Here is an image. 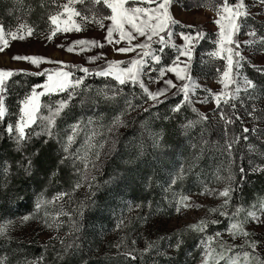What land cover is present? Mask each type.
I'll return each instance as SVG.
<instances>
[{
	"label": "rangeland",
	"instance_id": "rangeland-1",
	"mask_svg": "<svg viewBox=\"0 0 264 264\" xmlns=\"http://www.w3.org/2000/svg\"><path fill=\"white\" fill-rule=\"evenodd\" d=\"M65 2L66 0L61 4ZM202 3L203 0H174L171 12L176 20L181 21L183 24L196 25L198 29L205 33L204 39L199 42L195 49L191 75L198 87L192 99L193 104L216 123L220 136L215 137L212 135L208 139L207 135L204 134L203 136L208 143L202 149L197 150L193 148V145L200 144L201 134L191 140L183 134L182 140L177 143L178 152L174 153L170 148L162 149L158 153L156 160L150 161L148 159L151 162L150 164H153L158 171H137L133 166L129 171H114V173L106 177L107 199L103 203H98L96 209L94 207H96L97 203L94 202L91 211H94V214L98 217L90 221V234H93L92 237L95 242L91 254L97 257L110 256L108 260L103 258V260L105 259L104 262L125 263L126 260L124 258L126 257L122 253L131 251L138 260L137 264H205V253L212 249L214 251L207 257V264H232L233 261H236L237 264H264V223H256L249 220L245 224L246 230L250 233L247 239L257 242L253 253L245 245L244 238L237 237L233 239L228 234L227 228L232 223V220L226 223L225 220H221L222 216L218 212L210 211L213 208L224 211L225 209L221 208V205L225 198L210 195L206 189L215 190L216 192L222 191L229 184L226 179L229 173L234 176V186L235 171L239 163L237 160L242 159V156L237 159L235 157L238 144L232 149V158L223 151L226 140H230L233 136H240V134L235 124H231L228 125V135L225 136L223 121L216 114L218 110L215 109V102L212 100L210 93L204 91L205 89H209L211 92H219L221 90L222 85L218 83L219 73L216 70L219 68L223 71L226 60L222 58L225 55L224 53L219 57L210 55V53L219 50V46L214 43L217 39V26L213 23L216 13L210 5L201 6ZM245 3L251 15L244 21L235 39L241 41L240 51L247 58V63L251 66L264 67V51L261 50L264 49V45L256 43L249 47L242 43L245 40L254 39L246 35L248 31L253 29L257 33V39L264 37V30L262 32L257 30L254 22V20L264 22V5H259L256 0H245ZM73 6L83 14H88L85 11L88 5L75 4ZM59 11L61 9L57 12ZM108 12L109 10L104 9L102 14L107 15ZM74 19L79 22V18ZM19 23L27 24L26 22ZM105 24L108 25L110 22L105 21ZM16 26L5 29L6 31L9 29L15 30ZM81 28L82 31L80 32H58L51 40L46 39L50 34L49 31H33V35L26 36L24 40H9V47L0 53V69L39 72L61 67L59 64L45 62L37 68L27 61L14 60L13 57L16 55L44 57L51 61H63L68 66L81 65L82 67H88L90 70H98L106 66V61L127 62L136 58V52L117 53L115 48L128 46L126 42L108 44L105 40L106 31L98 27L97 24L91 22L82 23ZM176 31L187 32L189 30L177 27ZM81 39L96 40L104 44V47L85 48L83 51L80 50V47H77L72 53H69L67 48L71 47L74 41ZM140 39L142 40L143 38ZM173 41L178 45L182 43L175 34L173 35ZM139 42L140 40L133 41L134 44ZM152 47L158 48V45L153 44ZM137 51L140 50L138 49ZM163 53L166 54L164 59L162 58ZM163 53L157 54L161 55L163 65H169L176 55L175 50L165 48ZM98 55H103L104 59L96 60L94 63L89 62L90 57ZM123 66L121 65V67ZM152 66L160 68L162 65L154 64ZM65 70L68 71L67 68ZM239 71L242 75L253 80L243 71V67ZM150 75L157 77L158 73L152 71ZM165 78H172L175 82V77L171 74ZM259 79L262 82L257 83L253 80L259 87L255 93H251V99H249L250 93L241 92L240 99L234 102L236 104L235 112L240 115L245 127L250 130L246 141L247 150L248 145L254 146L255 149L252 152L248 150L250 168L264 166V131H262L264 130V78L260 77ZM143 81L151 91L163 87L162 83H153L148 76H144ZM44 82L45 80L38 84ZM172 91L174 92L175 89ZM171 94L170 92L168 95ZM204 97H208V102L199 103L198 101ZM223 107L227 115H232V109L227 106ZM253 108H255L254 118L248 115ZM93 110L94 108L92 107L85 110L86 118H91L88 114L93 112ZM93 124L88 125L84 130V133L87 132L89 135L95 132V140L93 146L84 154V168L80 176L75 180L74 189L70 193L67 191L47 192L43 190L45 192L39 196H43L47 200H53L60 193H66V195L61 199L55 200L54 203L46 205L39 212L34 208L35 200L39 196L32 195L27 201V203L30 201L28 207L18 208L15 211L17 214L9 215L10 217L0 220V227L6 229V237H3V239H16L46 245L52 241L61 242V240L64 241L65 238L73 236L75 243H79L80 229L76 231L78 226L76 212L84 209L98 178L105 173L104 165L108 155L113 152L117 143L116 133L124 129L126 122L123 121V125L113 131H109L112 124L102 123V131ZM253 128H256L257 131H251ZM86 140L88 138H82L76 149L84 151V146H88ZM184 146L186 150H190L188 152L189 155H186L183 149ZM215 152L216 156L221 157L222 160H217L211 156ZM96 153L99 154V159H96ZM194 153L198 159L195 160L194 166L190 167V165H193ZM135 155L133 159H137L135 160L137 163L140 157L138 153H135ZM226 159L228 160L225 161ZM181 165L185 168L183 179L170 186V181L177 174ZM150 167L149 165V169ZM201 174L205 175L200 183H197L201 179ZM77 183H79V187H76ZM133 187L142 193L144 191L147 193L144 196H134L129 192ZM152 189L158 193L156 201H153L152 197L148 195V192ZM202 192L204 194H201ZM181 196L190 198L187 201L190 206L187 208L181 207L180 211L177 212L176 208L179 206L178 202ZM261 202H264V192L255 194L252 200L243 205V207L246 211L255 210L251 206L259 205ZM25 215H32L33 219L21 222V218ZM243 216L244 213H241L240 218L242 219ZM201 220L217 221V223L208 224L211 231H208L207 228L202 233L187 230L189 225L196 224ZM261 221H264V215H261ZM48 224H52L53 227L47 226ZM217 232L221 233L219 238L216 237ZM209 237H213L210 242L208 241ZM89 238L91 239L90 236ZM177 239L182 240L179 250L175 248ZM220 240L232 246V250L229 252L217 247ZM202 241L207 242L208 247L201 243ZM149 243H153L154 247L152 250L145 252L144 250ZM245 252L250 253L249 257H244L243 254ZM219 253L223 254V259H220ZM0 262L9 264L3 258L0 259Z\"/></svg>",
	"mask_w": 264,
	"mask_h": 264
},
{
	"label": "snow or ice",
	"instance_id": "snow-or-ice-1",
	"mask_svg": "<svg viewBox=\"0 0 264 264\" xmlns=\"http://www.w3.org/2000/svg\"><path fill=\"white\" fill-rule=\"evenodd\" d=\"M54 2V0H53ZM43 3V0H42ZM174 0H66L65 3L59 5L61 11L54 14H49L47 22L49 24V35L46 39L51 40L58 32H80L82 31V23H94L98 27L106 31L105 40L108 44H120L126 42L128 46L117 47L115 51L119 54H127L130 52H136V58H133L127 62L125 61H106V66L98 70H90L88 67H76L72 66L75 71L84 73L83 76H76L72 70L66 71L65 68L69 67L63 61H51L44 57L39 56H22L16 55L13 57L17 61H27L30 64L39 68L42 63H55L61 65L60 68L53 70H43L33 73H25L24 70H7L0 69V126H3V133L0 134V140L4 138L6 134L8 139L11 140L15 146L17 152H21L23 155L22 161L17 162V167L20 168L26 176L32 175L34 167L33 156L38 155L33 153L32 155L23 154V149L31 141L33 137H44L43 143L47 144L49 140H53L60 144L64 155L61 156L59 163L63 164L66 160L71 158L69 148L75 141V137L80 131H82V125L87 127L94 123L89 118L87 122L78 119L75 123L69 126L70 131L66 136V139L61 141L56 133V122L60 118L61 114L69 109L73 105V101L78 100L81 106L92 105L95 106L98 103H108L114 101L118 95H120L122 89L112 88L109 85H105L101 89H96L94 92L87 85L84 84V80L88 76L94 75L97 77L108 78L111 77L118 85L128 84L130 86H138L141 92L144 94L145 102L151 101L152 106L155 107L165 101L161 97L167 98L171 92L173 96L181 95L182 100L175 105L171 111L178 113L181 108L187 104L192 106L196 89L198 87L196 81L191 75L192 65L195 58V49L201 40L204 39L205 33L198 29L196 25L183 24L181 21L175 19L171 12V7ZM259 5H264V0H256ZM82 4L88 5L85 11L88 14H83L77 10L73 5ZM212 7V10L216 13V18L213 23L217 26L216 36L214 41L219 46L218 51L210 53L213 57H219L222 53L225 55L222 57L226 60L223 71L219 68L216 70L219 73L218 83L222 85L219 92H211L209 89L204 91L209 92L212 100L215 102V109L218 110L216 114L220 120L223 121L224 134L228 135V125L234 124L237 120H241L240 115L235 112L236 104L234 103L240 99L241 92L250 93L249 99L252 98L251 93H255L258 90V85L247 76L242 75L239 71L243 67V63L247 58L240 51L241 41L235 39L239 34L241 27L251 13L248 11V6L245 0H234L230 3L229 0H203L201 6ZM104 9L109 10L107 15H103ZM63 17V19H62ZM79 18V22L74 19ZM105 21H109L110 24L106 25ZM177 27L188 29L189 31H176ZM33 27L25 23H19L15 30H7L2 21H0V53L4 52L9 47V40H24L26 36L33 35ZM115 34V37H114ZM176 35L182 41L181 44H176L173 41V35ZM249 37L254 39H248L242 43L246 46H253L256 43L264 45V37L257 39V33L253 29L246 33ZM140 38H143L142 40ZM140 40L139 43H133V41ZM153 44L158 45V48H153ZM80 47L83 51L85 48L91 47H104V44L97 42L96 40H77L74 41L71 47L67 48L69 53H72L75 48ZM165 48H172L175 50L176 55L169 65H162L160 68H155L152 65L161 64V55L157 53H163ZM140 51H137V50ZM264 51V49H261ZM183 58V59H182ZM104 59L103 55H98L89 58L90 63H94L96 60ZM121 65H124L121 67ZM258 73L264 75V67H257L252 65ZM147 69V71H145ZM156 71L157 77H152L150 73ZM21 73L30 74L35 76H44L45 82L42 84L33 85L30 90L24 94L22 98L17 101V111L11 113L6 104L8 98V80L14 75ZM171 74L175 77V82L172 78H165ZM148 78L153 83H162L163 87L158 88L155 91H151L144 83L143 77ZM175 89L173 92L172 90ZM53 95H62V99L56 101H49L46 103L41 102V98ZM199 103H207L208 97L198 101ZM241 103H243L241 101ZM126 111L134 110V105L131 100H126ZM227 106L232 109V115H227L223 106ZM148 111V109H144ZM196 112L198 119L188 121L184 128L191 129L196 125L201 124L208 120V115L198 112L195 108L192 109ZM46 113V114H45ZM255 108L248 113L249 117L254 118ZM15 115V122H8L5 124V119ZM233 117H235L233 119ZM123 125V120L120 116H116L113 119L112 126L109 131H113L119 126ZM242 133H248L250 130L247 127L242 128ZM251 131L256 132L257 129L253 128ZM264 131V130H262ZM95 135V132H93ZM152 147H159L160 142L163 140V134L161 132L149 133ZM89 141L91 137H88ZM240 136H233L230 140H226L224 145V151L228 156L232 158V149L236 144L240 143ZM243 139L248 140V136L244 135ZM208 143L204 138L203 132L201 133V141L199 145L194 144L193 148L200 150L204 145ZM250 152L255 151L254 146L248 145ZM140 152H143V146H140ZM96 159H99V154L96 153ZM198 159L196 154H193V165L195 160ZM234 162V161H233ZM11 165L3 163L0 166V172L9 173ZM252 173L264 172V166H256L249 169ZM239 173L241 180L245 179V169L241 165L239 167ZM185 174V168L180 166L177 174L170 181V186L175 185L178 180H182ZM229 182L228 186L222 191L216 192L215 190H207L210 195H216L218 197H224V202L221 208L227 209L231 201V193L235 192L239 188V184L233 186L234 176L229 173L226 178ZM77 183L76 187H79ZM91 187V185H89ZM201 194H204L203 192ZM66 193L58 194L53 200H47L43 196L37 197L35 200L34 208L37 212L43 209L46 205L54 203L55 200L61 199ZM190 198L187 196H181L179 199V206L176 211L179 212L181 207L187 208L190 205L187 201ZM255 210H245L242 205H238L229 214L227 211H221L220 209L213 208L210 211L218 212L221 216L228 217L232 220V223L228 226L227 232L233 239L240 237L244 238V243L252 252H255L257 242L247 239L250 233L246 230L245 224L251 220L256 223H264L261 221V215H264V202L259 205L251 206ZM241 213H244L241 219ZM259 213V214H258ZM47 214V213H45ZM33 219L32 215H25L21 218V222H27ZM209 223H217V221L201 220L196 224L188 226L189 231L204 232ZM47 224V221H46ZM47 226L53 227L52 224ZM79 229H76L78 231ZM221 233L217 232L216 237L219 238ZM6 237V229L0 227V238ZM213 237H209L210 242ZM182 240L177 239L175 248L179 250ZM208 247V243L202 241ZM63 250L65 254L69 250L76 247L75 241L69 244H65L61 240ZM154 247L153 243H149L148 247L144 250L148 252ZM217 247L231 251L232 246L227 245L226 242L218 241ZM214 251L209 249L205 253V264H207V257ZM130 259L135 260L136 257L131 253L126 254ZM220 259H223V254H218ZM244 257H249L250 253L245 252ZM2 264V262H0ZM33 264V262H29ZM232 264H237L233 261Z\"/></svg>",
	"mask_w": 264,
	"mask_h": 264
},
{
	"label": "trees",
	"instance_id": "trees-1",
	"mask_svg": "<svg viewBox=\"0 0 264 264\" xmlns=\"http://www.w3.org/2000/svg\"><path fill=\"white\" fill-rule=\"evenodd\" d=\"M64 0H0V21L3 22L5 28H11L16 26L19 22H26L29 26L33 27L35 32L49 31V24L47 18L49 14L56 13ZM234 2V0H230ZM255 27L257 30L262 32L264 30V22L254 20ZM167 52H169L167 50ZM170 53V52H169ZM166 56L163 53L162 58ZM163 65V61L158 66ZM72 66L81 67V65H69L68 70L75 72V75H84V73L75 71ZM93 70V69H92ZM19 71V70H18ZM243 71L255 80L257 83L262 82L259 78L264 75H260L254 67L249 63H243ZM25 73H33L34 71L24 70ZM45 80L44 76H35L30 74L21 73L14 75L8 80V98L6 104L11 113L17 111V101L27 93L30 88L38 83ZM87 85L93 92L96 89H101L105 85H109L112 88L122 89L120 95L116 97L114 101L108 103H98L95 106L84 105L81 106L78 100L73 101V105L66 109L61 114L60 118L57 119L56 133L61 141L66 139L69 134V126L75 123L78 119L86 120V109L94 108L93 112H90L91 119L94 121L95 126L99 127L102 131L103 124H112L113 119L116 116H120L121 119L126 122L124 129L116 133V146L108 155L106 164L104 165L105 173L98 178L93 192L87 201L84 209L76 212L78 221L77 229L79 230L80 240L76 243V247L69 250L65 254L61 242H50L49 244H40L29 241H19L16 239H3L0 238V259L3 258L8 261L9 264H137L138 260L130 259L128 253L133 252L125 251L123 256L126 261L125 263H115V261L104 262L108 260L110 256L97 257L91 254L93 250L94 238L90 234V221L95 217L94 211H91V207L94 202L97 203L94 207H98V203H103L108 196L107 180L106 177L114 173V171H129L136 168L137 171H158L154 165L150 164V161L156 160V157L160 150L169 149L174 153L179 151L177 143L182 140V135L191 140L194 137H198L202 132L206 134L208 139L214 135L215 137L220 136L218 133L219 129L216 123L209 117L207 121L196 125L191 129H185L184 125L191 120L198 119L196 112L192 109L195 108L198 112L205 114L194 104L188 106L185 104L178 113H173L171 109L181 102L182 96L168 95L167 98H162L165 102L155 107L152 106L151 101L145 102L144 94L141 92L138 86H130L128 84L118 85L111 77H97L94 75L88 76L84 80V84L81 88ZM62 95H53L50 98L48 96L42 97L41 102L46 103L49 101H56L62 99ZM126 100H131L135 106L134 110L126 111ZM144 109H148L145 111ZM46 114V113H45ZM86 115V116H85ZM207 115V114H206ZM85 118V119H84ZM15 115L7 117L5 124L8 122H15ZM235 127L240 134V143L236 147L235 157L242 159L237 160L239 163L236 168V179L234 187L239 184L237 191L231 194L230 205L224 211L231 212L238 205H245L252 200L255 194H261L264 192V172L252 173L249 171V155L247 150V143L243 139L244 135L248 133H242V128L245 127L243 120H237ZM82 131L75 137V141L69 148L71 158L66 160L63 164L59 163V160L64 153L60 144L53 140H49L47 144L43 143L44 137L36 138L33 137L31 141L23 149V154L32 155L37 153L38 155L33 156L34 167L31 176H26L23 171L17 167V162L22 161L23 155L21 152L15 150V146L11 140L8 139L7 135L0 140V166L3 163L11 165L9 173L5 174L0 172V220H3L9 215L13 216L17 214L15 212L18 208L29 206L27 201L32 195H41L43 190L47 192H71L75 186V180L80 176L81 171L84 168V154L89 151L93 146L94 136L89 135L87 132L84 133L85 127L82 125ZM161 132L163 134V140L160 142L159 147L151 146V139L149 133ZM220 132V131H219ZM3 133V126H0V134ZM91 137V140H86L88 146H84V151L76 149L82 138ZM143 146V152H140V146ZM177 146V147H175ZM175 147V148H173ZM186 155H189V149L186 150L183 147ZM178 150V151H177ZM224 151V147H223ZM227 153L226 151H224ZM138 153L139 159L136 163L133 159ZM214 158L222 160L221 157L216 156V152L212 153ZM226 159L225 161H227ZM223 162V161H222ZM136 165H134V164ZM168 163V161H167ZM157 166L156 163H154ZM149 165L151 166L149 169ZM243 166L245 169V179L241 180L239 167ZM153 166V168H152ZM135 170V171H136ZM205 174H201V179ZM134 196H144L147 192L143 193L138 191L136 188H131L129 191ZM143 194V195H142ZM157 191L152 189L148 192V195L152 197L153 201L158 199ZM252 196V197H251ZM251 197V198H250ZM10 203V204H9ZM26 204V205H25ZM5 208V209H4ZM5 210V211H4ZM19 212V211H18ZM221 220H225L226 223L231 219L222 216ZM208 231H211L207 227ZM91 237V239L89 238ZM70 236L64 239L65 244L72 243L74 240ZM103 258H105L103 260ZM114 260V259H110ZM113 262V263H112Z\"/></svg>",
	"mask_w": 264,
	"mask_h": 264
}]
</instances>
